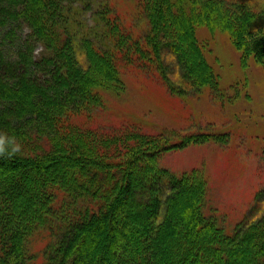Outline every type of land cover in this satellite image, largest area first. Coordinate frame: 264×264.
I'll return each instance as SVG.
<instances>
[{
  "label": "trees",
  "instance_id": "obj_1",
  "mask_svg": "<svg viewBox=\"0 0 264 264\" xmlns=\"http://www.w3.org/2000/svg\"><path fill=\"white\" fill-rule=\"evenodd\" d=\"M74 1L0 0V15L23 18L43 46L41 55L30 46L16 60L0 57V131L22 143L0 157V264H264V213L226 232L204 210L200 169L175 175L157 165L164 149L209 135L171 144L136 125L92 124L103 92L124 88V67L157 69L166 81L165 49L180 72L168 81L175 90L218 87L199 26L227 32L245 59L264 64V5L138 0L148 24L138 33L112 6L98 12L107 26L99 47L73 27Z\"/></svg>",
  "mask_w": 264,
  "mask_h": 264
},
{
  "label": "rangeland",
  "instance_id": "obj_2",
  "mask_svg": "<svg viewBox=\"0 0 264 264\" xmlns=\"http://www.w3.org/2000/svg\"><path fill=\"white\" fill-rule=\"evenodd\" d=\"M227 1L246 2L257 10L264 5V0ZM138 2L76 0L74 5L80 8L72 11L77 18L73 27L92 36L97 46L104 45L107 26L98 12L113 6L121 25L143 32L148 24L139 13ZM29 32V24L15 13L14 18L0 15V57L16 60L19 50L30 46L35 47V55H41L42 44L32 42ZM197 34L218 87L175 90L168 81H179L180 72L173 53L165 49L166 68L161 70L167 74L166 81L157 69L154 74L135 66L124 67V88L103 92L104 107L95 113L92 124L108 130L136 125L150 134L171 136V144L181 143L188 134L209 135L207 141L164 149L157 165L175 175L200 169L208 181L206 214L233 234L237 223L247 226L264 213V64L254 57L245 59L227 32L199 26ZM37 241L35 249L41 243Z\"/></svg>",
  "mask_w": 264,
  "mask_h": 264
},
{
  "label": "clouds",
  "instance_id": "obj_3",
  "mask_svg": "<svg viewBox=\"0 0 264 264\" xmlns=\"http://www.w3.org/2000/svg\"><path fill=\"white\" fill-rule=\"evenodd\" d=\"M22 152V143L15 135H10L6 131H0V157L8 159Z\"/></svg>",
  "mask_w": 264,
  "mask_h": 264
}]
</instances>
